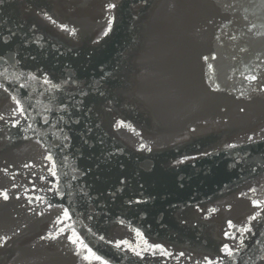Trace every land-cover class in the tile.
I'll return each instance as SVG.
<instances>
[{
	"label": "water",
	"instance_id": "obj_1",
	"mask_svg": "<svg viewBox=\"0 0 264 264\" xmlns=\"http://www.w3.org/2000/svg\"><path fill=\"white\" fill-rule=\"evenodd\" d=\"M0 57V264H264V0H0Z\"/></svg>",
	"mask_w": 264,
	"mask_h": 264
},
{
	"label": "snow or ice",
	"instance_id": "obj_2",
	"mask_svg": "<svg viewBox=\"0 0 264 264\" xmlns=\"http://www.w3.org/2000/svg\"><path fill=\"white\" fill-rule=\"evenodd\" d=\"M108 7H109V8H112V7H115V5H111V4H110ZM45 15H46V17H47V14H45ZM47 18H48L49 20H51V17H47ZM52 22L55 23V21H52ZM61 28H62V30L69 32L70 35H75V34H76V30H75V29H68L67 26H65V25H61ZM106 34H107V33H105V35H106ZM5 42H7V41H5ZM212 58L215 59V57H212ZM0 59H2V57H0ZM208 59H209L208 57H204V60H205V61H207ZM209 68L211 69V68H212V65H209ZM32 78L35 79V77H32ZM249 79H250V80H256L257 77H256V76H250ZM45 83H48V81L45 80ZM0 87H3V85H0ZM21 87H24V85H22ZM53 87H59V85H53ZM261 90L264 91V89H261ZM4 91L7 92V88H5ZM12 99L16 101L17 105H19L20 102H19V100H16V97H15V96H13ZM20 111L23 112V109L21 108ZM241 111H243V109H241ZM2 119H3V116H0V120H2ZM17 123H18V121H17ZM117 126L119 127L120 125L118 124ZM140 147H141V148H144L145 146H144L143 144H141ZM228 147H235V145H229ZM46 159H48V160H52L51 155L47 156ZM181 163H182V161H181ZM25 167H30V165H25ZM54 168H55V164H53V169H54ZM5 171H7V170L5 169ZM51 174H52L53 176L56 175V173H55L54 170H51ZM13 187H15V185H13ZM251 191H252V192H255L256 189L253 188V189H251ZM241 195H245V194L242 193ZM0 198H2L3 200L7 201V200L9 199L8 191H7V190L0 191ZM37 199H39V198H37ZM262 203H264V201H258V200H253V201H252V204H253L254 207H260ZM49 207H51V205H49ZM210 211H211V212H215V211H217V209H211ZM63 216H64L65 218H70L67 209H64V210H63ZM260 216H261V213H260V212H256L254 215L248 217V220H249V221H254V220H256V219H257L258 217H260ZM227 224H228V227H229V228H234V227H236V226L233 224V222H232L231 220H228V221H227ZM61 231H63V229H61ZM238 231H240L241 234H242L243 232H251V228L245 226V227L242 228V229H238ZM74 235H75V233H74ZM137 235H140V233L138 232ZM228 235H229V233L225 232V236H228ZM6 239H7V237H0V241L6 240ZM70 239H71V238H70ZM77 239H78V237H77ZM72 242H73V243H76V240H73ZM145 244L147 245V242H146V241H145ZM117 247H119V244L117 245ZM148 247L158 248V249H160V251H161L164 255H170V253H167L163 248H161L160 245H154V246L149 245V246L146 247L145 250H147ZM221 251H223V252L225 253V255L228 256V257H232V256H233V250H232L227 244H225V245L223 246V248L221 249ZM89 252H91L90 249H89ZM92 255L95 256L94 253H92ZM136 255H140V252H136ZM181 255H183V253H181ZM86 258H87V257H86ZM95 258H96L97 260L100 259V257H98V256H95ZM205 260H206L207 264H216L215 261L210 260V259H208L207 257H205Z\"/></svg>",
	"mask_w": 264,
	"mask_h": 264
}]
</instances>
